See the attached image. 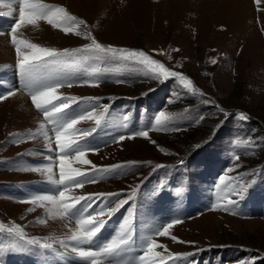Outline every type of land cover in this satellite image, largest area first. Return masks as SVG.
Returning <instances> with one entry per match:
<instances>
[{"label":"rangeland","instance_id":"1","mask_svg":"<svg viewBox=\"0 0 264 264\" xmlns=\"http://www.w3.org/2000/svg\"><path fill=\"white\" fill-rule=\"evenodd\" d=\"M44 2L62 6L84 20L103 45L144 50L171 70L189 77L199 89L193 94L175 78L161 82L149 78L140 66L116 62L98 65L103 75L98 87L73 83L59 88L58 93L64 96L99 98L101 106L109 107L107 124L83 138L99 149L89 151L86 158L100 167L129 165L122 170L125 174L104 177L88 187L85 185L92 183L85 184L73 189L72 194H116L127 198L133 188L141 185L136 198L120 208L121 213L124 219L130 212L136 213L137 230L144 240L160 220L166 223L181 218L182 222L170 232L185 243L154 237L171 253L183 254L168 264H264V0L259 4L255 0ZM18 14L16 0H0V32L5 33L0 35V93L17 90L15 95L0 100V222L9 227L13 222L20 225L28 238L66 241L72 230L61 229L58 221L67 216L51 214L50 205L20 202L51 194L56 186L49 184L41 172L21 170L47 163L45 157L51 153L45 137L38 134L13 143L10 136L37 133L41 123L51 131L23 83L19 85L13 79L12 69L18 70L17 57L8 33ZM17 35L61 50L89 42L74 34L66 35L44 20L23 26ZM212 59L217 62L213 64ZM76 75L83 78V69ZM117 79L127 82L116 83ZM84 107L87 104L72 105L77 112ZM220 108L229 115L225 116ZM160 111L175 114L173 126L178 131L150 130V139L136 137L115 142L114 137L144 129ZM240 113L248 118L240 119ZM201 115L203 120H199ZM123 122L130 126L129 130H120ZM76 127L85 130L97 126L93 120H85ZM253 143L255 148L250 147ZM196 145L201 147L193 153ZM236 155L240 157L238 161L234 159ZM157 164L165 167L156 169ZM73 166L91 171V165ZM229 168L235 170L229 172ZM54 171L58 179V167ZM222 175L225 184L243 185L240 195L231 197L236 201L231 211L211 208L227 194L219 181ZM214 185L216 194L211 190ZM162 196H179L182 201L186 198L191 209L186 212L182 203L178 207L168 203L162 206ZM97 203L100 201L93 207ZM38 218L45 222H37ZM48 242L56 249L52 258L55 262L65 259L63 264H85L70 247L61 246L55 239ZM15 243L16 237L0 232V248L4 249L0 251V264H22V256L32 247L19 242L22 247L10 250ZM157 251L168 255L162 248Z\"/></svg>","mask_w":264,"mask_h":264},{"label":"snow or ice","instance_id":"2","mask_svg":"<svg viewBox=\"0 0 264 264\" xmlns=\"http://www.w3.org/2000/svg\"><path fill=\"white\" fill-rule=\"evenodd\" d=\"M257 4L261 0H255ZM19 7L18 18L11 26L10 42L16 51V67L23 79V88L31 98V102L36 110L41 112L47 124L51 125L53 137L49 136L45 123H41L39 132L30 133L27 137H21L20 134H10L13 143H20L24 139H33L36 135L42 134L47 143L48 151L51 155L45 157L47 163L42 166H32L21 169L23 171L41 172L46 175V179L50 184L55 185L51 194H40L32 198L20 201L32 205H50L49 212L53 215L68 216L75 220L76 229L71 231V235L65 240L59 238L48 237L43 241L37 237L28 238L23 228L13 222L9 227L0 222V232L16 237L17 243L10 246V250L22 247L19 242L30 247H38L40 250L56 249L53 243L48 240H58L61 246L71 248V252L75 253L79 258L85 261V264H168V261H175L180 255L171 253L167 246L160 243L154 237H169L173 242L185 243L180 241L176 236L171 235L170 230L182 222L181 218H173L170 222L155 226L151 234L141 242V253L131 259H123L135 246L132 213L126 217L120 225L119 231L110 240L97 244L98 234L105 227L106 221L104 216L111 217L125 204H130L137 196V191L141 185L133 188L127 198H123L116 194H88L87 196H74L73 189L82 188L86 183H96L103 177H111L112 175L125 174L122 170L129 165L117 164L106 167H100L92 164L88 160L89 151L98 152V148H94L83 140L84 137L91 135L102 125L107 124V114L109 107L101 106L99 98H78L75 96H64L58 93L59 88L69 87L73 83L82 86L98 87L103 80L102 69L98 65H108L111 63H123L125 65L140 66L145 74L152 79L161 82L169 78H175L179 81L183 89L190 93H198L199 89L194 87L193 81L186 75L173 71L163 62L155 59L144 50L127 49L116 47L113 45L105 46L100 43L92 32L88 29V25L82 19L77 18L62 6L50 5L44 0H17ZM44 20L53 28H57L67 34H74L89 41L77 48L56 49L52 47H43L36 43H32L27 39L19 38L18 31L25 25H36L39 21ZM83 26V31L81 30ZM5 33L0 32V35ZM155 51V50H153ZM173 51H179L173 49ZM171 57H169L170 59ZM215 64L217 61L212 59ZM83 69V78L76 75ZM116 83L121 81L117 79ZM16 89H11L7 94L0 93V100H5L16 94ZM210 103L211 101H205ZM81 103L87 104V107L80 108L77 112L72 109V105L79 106ZM102 107V110H100ZM188 109H185L187 112ZM220 111L228 116L229 113L220 108ZM239 118L246 120L248 117L244 113L239 114ZM175 114L158 112L152 121L141 130H137L131 134H121L114 137L115 142L119 143L125 139H134L142 137L150 139V130H176L174 127ZM201 115L199 120H203ZM85 120H93L96 128L78 129L76 126ZM128 120V116L124 117ZM125 128L127 124L123 125ZM155 143V141H152ZM55 145L53 147L52 145ZM196 147H200L196 145ZM250 147L255 148L253 143ZM164 151V149H160ZM42 155V154H41ZM239 160V155L234 157ZM91 165V171H84L81 168L74 167V164ZM134 163V162H133ZM58 167L59 178H55L54 168ZM164 165L157 164L156 169L163 168ZM235 169L229 168L228 171ZM230 180L232 178H229ZM219 181L224 184L228 190L227 194L220 197L216 203L211 205L213 210L223 209L231 211L236 201L231 197L240 195L243 191V185L233 186L225 184V176H220ZM163 186H161L162 188ZM219 187V185H218ZM115 197V198H112ZM100 203L93 207L95 202ZM133 205H130L132 207ZM33 209H29L32 211ZM37 222L44 223L42 218H38ZM87 245L88 247H84ZM95 245V247H93ZM164 249L168 252L167 257L157 249ZM0 251L4 249L0 248Z\"/></svg>","mask_w":264,"mask_h":264},{"label":"bare ground","instance_id":"3","mask_svg":"<svg viewBox=\"0 0 264 264\" xmlns=\"http://www.w3.org/2000/svg\"><path fill=\"white\" fill-rule=\"evenodd\" d=\"M16 5H18V3H17V0H16ZM17 15V13L15 14V16ZM8 19H9V17H7ZM1 22V21H0ZM4 23V22H3ZM8 23V22H7ZM42 34V33H41ZM42 40H43V37H42ZM13 74V78L15 79V81H16V78H17V75L16 74H14V72L12 73ZM8 79V78H7ZM21 85H23V84H21ZM20 101V100H19ZM23 102V101H22ZM24 103V102H23ZM16 106V105H15ZM13 107V106H12ZM18 109V108H17ZM33 110V109H32ZM34 113V112H33ZM29 115V114H28ZM33 115V114H32ZM35 115V114H34ZM24 116V115H23ZM57 178V177H56ZM50 184V183H49ZM49 184H48V186H49ZM52 185V184H51ZM50 185V186H51ZM91 185H95V183H92V184H88V185H85L86 187H88V186H91ZM40 186V185H39ZM49 186V187H50ZM85 186H83V187H85ZM39 188H41V187H39ZM98 201V200H97ZM98 204V203H97ZM112 221L114 222V219H112ZM59 225H60V227H61V229H62V227H65V229L64 230H66V231H71V230H75L76 228H75V226L73 225L74 224V222L70 219V218H68V217H66V219L65 218H63V217H61V218H59ZM136 239L137 240H139L140 242H142L144 239H143V237H141L140 235H138V236H136ZM73 260H74V258H73Z\"/></svg>","mask_w":264,"mask_h":264}]
</instances>
